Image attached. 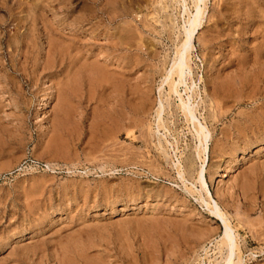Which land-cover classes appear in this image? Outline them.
<instances>
[{"label":"rangeland","instance_id":"374dc122","mask_svg":"<svg viewBox=\"0 0 264 264\" xmlns=\"http://www.w3.org/2000/svg\"><path fill=\"white\" fill-rule=\"evenodd\" d=\"M184 1L0 0V264H224ZM205 6L179 91L229 264H264V0Z\"/></svg>","mask_w":264,"mask_h":264},{"label":"bare ground","instance_id":"6f19581e","mask_svg":"<svg viewBox=\"0 0 264 264\" xmlns=\"http://www.w3.org/2000/svg\"><path fill=\"white\" fill-rule=\"evenodd\" d=\"M183 2H185V1L183 0ZM191 2L193 4V6H194L195 14L192 16V18L188 22L189 23L188 28L187 27L184 28L183 36H184L185 39H184L183 43L180 46V50L178 51L177 59L173 63L172 68L171 69L169 68L170 71H169L168 77L170 78L171 82H170L168 87H169V93L178 95L179 101H180V109L182 110L183 115L185 116V118L188 121L192 122L191 124L193 125L194 132H195V134L197 136V139L196 138L195 139L198 140V143H199L198 147H196V148H198V151H197L198 152V154H197L198 157H199V152L200 151H202L204 153V158L202 159L201 169H200V172H199L197 180L200 183V187H201L200 190L203 191L207 195V197L209 199L210 203L209 202L208 203L211 204V207H212L211 208V213L215 215V217L217 218V220H219L221 222V225L223 227V232H222V235L220 236V239L218 241V243H219L218 245H220L225 250V256L223 257L224 258L223 259V263L224 264H229L230 261L233 259L234 252H235V247H236L235 246V241H234V239L232 237V230L230 229V227H229V225L227 223V220H226L224 214L222 213L220 207L218 206L217 202H215L213 200V198H212V196H211V194H210V192L208 190V187H207V184L205 182V179H204V171H205V165H206V161H207V156H206L207 148H206V145H207V141H208L207 140L208 139V135L206 134V130H205L206 128L199 121L197 116L195 115V112H194L195 109L193 110V108L190 105L191 103L188 104L190 101L189 102L187 101L188 103L184 102L185 100L183 101L182 96H181L180 91H179V87H181V86H184V90H183L184 92H186L187 89H188L186 87V84H185V82L187 81L185 79V69L186 70L188 69V71H189V67L190 66L188 67V62H189L190 50L192 48V41L194 39V36L197 34V30L199 29V27L202 24V18H203V14H204V9H206L205 8L206 7L205 6V0H191ZM220 3H221V1H220ZM201 4L203 5V8L201 7ZM215 23H217V22H215ZM187 74H188V72H187ZM210 97H211V101L213 102V104L216 105V101L219 99L218 98L219 97L218 88L213 87V91H212ZM178 164H180V162ZM230 172H231V165L230 164H226V165H224V167H220L218 170H215L213 172V174L210 177V181H212L215 178L226 177V176L229 175Z\"/></svg>","mask_w":264,"mask_h":264}]
</instances>
